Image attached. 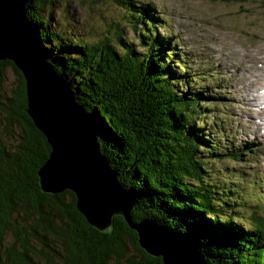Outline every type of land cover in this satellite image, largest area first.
Instances as JSON below:
<instances>
[{
    "label": "trees",
    "instance_id": "obj_1",
    "mask_svg": "<svg viewBox=\"0 0 264 264\" xmlns=\"http://www.w3.org/2000/svg\"><path fill=\"white\" fill-rule=\"evenodd\" d=\"M57 1L26 0L27 20L45 59L92 114L100 152L119 184L135 194L132 221L169 228L194 243L207 264H264V215L243 219L240 208L234 210L243 202L228 195L236 191H222L207 178V161L229 155L194 126L202 124L198 119L208 103L171 69L169 45L156 36L152 7L110 0L123 11L135 45L124 38L119 20L111 37L62 38V30H49L42 15ZM260 5L264 9V0ZM6 67L17 82L9 95L2 96L0 87V240L11 232L13 244L0 251V264H28L31 256L44 264H161L139 248L121 217L101 233L77 212L71 192L40 190L37 172L50 148L27 114L25 82L9 61L0 62V84ZM230 156L240 161L241 154ZM17 218L26 222L19 230Z\"/></svg>",
    "mask_w": 264,
    "mask_h": 264
},
{
    "label": "rangeland",
    "instance_id": "obj_2",
    "mask_svg": "<svg viewBox=\"0 0 264 264\" xmlns=\"http://www.w3.org/2000/svg\"><path fill=\"white\" fill-rule=\"evenodd\" d=\"M135 1L152 7L156 36L169 45L167 52L171 54L167 57L172 55L171 69L188 80L193 93L202 92L201 101L208 103L206 115L198 119L202 124L194 121V126L212 142L219 143L222 154L230 156L232 150L234 154H241L240 161L221 154L219 158L212 157L214 161H207L210 168L207 178L219 183L218 189L222 191H236L228 195L243 202L234 205V210L242 211L238 214L243 219L251 213L264 215V128H261L264 103L259 107L255 97L250 99L248 92L240 89L249 76L241 75L244 67L259 77L255 85L264 81L261 78L264 75V9L260 5L263 0ZM42 15L48 20L49 30H62V38L88 42L113 36L119 20L124 38L137 44L124 21L123 11L110 0H61L54 7L45 8ZM3 74L1 95H9L17 77L10 67ZM249 89L253 94V87ZM238 91L241 95H237ZM16 221L17 230L23 228L21 222L26 225L21 219ZM7 233L0 240V251L13 244V233ZM28 264L44 262L31 256Z\"/></svg>",
    "mask_w": 264,
    "mask_h": 264
},
{
    "label": "water",
    "instance_id": "obj_3",
    "mask_svg": "<svg viewBox=\"0 0 264 264\" xmlns=\"http://www.w3.org/2000/svg\"><path fill=\"white\" fill-rule=\"evenodd\" d=\"M11 62L25 82L27 114L50 148L38 170L40 190L71 192L88 225L108 232L115 216L135 232L139 248L162 264H207L196 245L153 220L132 221L137 204L101 154L93 116L42 52L26 17V0H0V62Z\"/></svg>",
    "mask_w": 264,
    "mask_h": 264
},
{
    "label": "bare ground",
    "instance_id": "obj_4",
    "mask_svg": "<svg viewBox=\"0 0 264 264\" xmlns=\"http://www.w3.org/2000/svg\"><path fill=\"white\" fill-rule=\"evenodd\" d=\"M257 62L259 61V60H256ZM251 67H255V66H251ZM54 68V67H53ZM244 69V71H243V73L244 74H241V75H247L248 76V79L247 80H244L243 82H242V87L240 88L241 90H242V92H243V89L246 91V92H248V96H250L249 98L250 99H252L253 97H255L256 98V100H255V102L258 104V106L259 107H261L262 105H263V103H264V93H262V92H264L263 90H264V81H263V83H260L259 85H255V82L258 80V76H254V75H251L248 71H247V68H243ZM238 76V78L240 79V81H241V79L242 78H240V76H239V74L237 75ZM261 78H264V75L261 77ZM253 87V89H254V91H253V94H250V87ZM242 92H237V95H241V93ZM74 98H75V95H74ZM76 100V99H75ZM76 103H77V101H76ZM80 105V104H79ZM81 106V105H80ZM263 107V106H262ZM264 110V109H263ZM250 118V117H249Z\"/></svg>",
    "mask_w": 264,
    "mask_h": 264
}]
</instances>
